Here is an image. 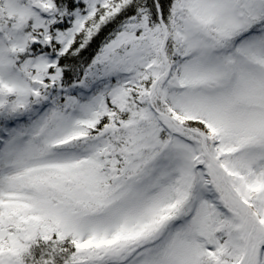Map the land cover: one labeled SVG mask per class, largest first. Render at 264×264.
<instances>
[{"label":"snow or ice","instance_id":"snow-or-ice-1","mask_svg":"<svg viewBox=\"0 0 264 264\" xmlns=\"http://www.w3.org/2000/svg\"><path fill=\"white\" fill-rule=\"evenodd\" d=\"M0 264H264V0H0Z\"/></svg>","mask_w":264,"mask_h":264}]
</instances>
